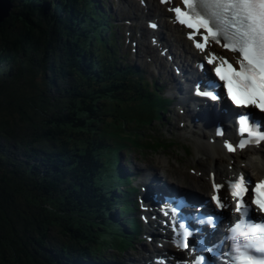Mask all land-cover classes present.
Instances as JSON below:
<instances>
[{"label":"trees","instance_id":"obj_1","mask_svg":"<svg viewBox=\"0 0 264 264\" xmlns=\"http://www.w3.org/2000/svg\"><path fill=\"white\" fill-rule=\"evenodd\" d=\"M87 10L74 22L80 34H68L70 24L57 30L37 12L0 25V264H59L45 246L57 248L60 241L71 255L68 250L89 239L104 240L106 223L113 221L106 204L114 196L108 190L114 178L94 170L92 163L99 164L110 148L98 146L102 139L120 145L123 139L115 131L120 126L100 124L98 115L122 101L121 93L134 91L124 78L138 82L141 69L120 56L115 35L106 34L108 26H97L100 13L89 8L93 20ZM93 123L100 124H94L96 130ZM96 133L104 136L89 144ZM37 145L47 146L51 158L32 173V159L26 163L21 156L32 158ZM53 173L56 190L45 180ZM123 201L118 198L119 205ZM117 226L110 240L119 236Z\"/></svg>","mask_w":264,"mask_h":264},{"label":"snow or ice","instance_id":"obj_2","mask_svg":"<svg viewBox=\"0 0 264 264\" xmlns=\"http://www.w3.org/2000/svg\"><path fill=\"white\" fill-rule=\"evenodd\" d=\"M160 3L171 4V0ZM167 10L173 14L174 23L188 30L185 35L194 48L205 54L197 67L210 66L214 73L204 90L197 86L195 94L212 101L226 96L236 109L247 110L236 116L240 139L235 143L225 139L223 148L234 154L264 142V116L260 115L264 114V0H179ZM149 27L155 29L157 25L150 22ZM212 44L231 56L207 51ZM215 134L222 135V129L217 127ZM224 186L235 202L234 208L219 194ZM246 196L251 197V203ZM210 202L215 211L201 214L198 208L191 222L181 217L187 201L166 202L165 215L174 216V246L189 248L190 238L204 226L215 230L223 224L224 232L216 243L206 245L200 240L191 244V251L200 253L194 255L191 264H264V176L254 184L243 172L223 184L213 182ZM225 209L233 218L223 215L221 210Z\"/></svg>","mask_w":264,"mask_h":264},{"label":"bare ground","instance_id":"obj_3","mask_svg":"<svg viewBox=\"0 0 264 264\" xmlns=\"http://www.w3.org/2000/svg\"><path fill=\"white\" fill-rule=\"evenodd\" d=\"M154 1L149 0V2L151 4H153V5H154ZM158 10L160 12H162L161 9H158ZM173 33H174V35H175V37L177 39H179L180 41H182V42L186 43L187 45H189V42L183 39L184 34H183V31L182 30H175V29H173ZM180 85L181 84H178L179 87H180ZM179 87L177 89H179ZM101 136L103 137L104 134L103 133H96L90 140H88V143L91 144V145H95L98 142V140H99L98 138H100ZM101 145H104L106 147H112L111 146V143L108 140H105V139H102V143L98 144V146H101ZM200 151L203 152V153H205V154H207L210 158L214 159L215 162H217V161H219V160L222 159L219 148H216L213 145L201 147L200 148ZM249 151H251L252 153H257L258 152V149L255 148V147H252ZM110 155H111V149L108 148V150L104 154H101V157L100 158L108 165V163H109L108 159H111V156ZM122 157H123L124 161L127 160V159H129V157L126 154H124ZM89 159L91 161H93V155H92V153L89 155ZM252 163H255V161H252ZM207 164L209 165V168H210V170H208V174H209V171L214 170V171L217 172V177L218 178L219 177L221 178V177H224V176H228L229 174H231L233 172L232 169H226V168H220V167L217 168V169H214V168H216V166L212 165L211 162L210 163H207ZM263 165H264V161H258V162H256L252 166V167H254V169L252 170V176H255L258 171H262L263 170ZM108 167L110 168L109 165H108ZM236 169L237 170L244 169V166L243 165L236 164ZM245 170L248 171V168L246 167ZM205 174H206V172H205ZM208 174H207V176H208ZM149 175H150V177H153L151 171H150V174ZM197 235L201 236V235H204V234L203 233L202 234H199L198 233ZM82 257H84V256H82Z\"/></svg>","mask_w":264,"mask_h":264},{"label":"rangeland","instance_id":"obj_4","mask_svg":"<svg viewBox=\"0 0 264 264\" xmlns=\"http://www.w3.org/2000/svg\"><path fill=\"white\" fill-rule=\"evenodd\" d=\"M124 16V15H123ZM125 16L127 17L128 16V13L126 12L125 13ZM122 22L123 21H120V23L122 24ZM127 27L126 26H124V29H126ZM143 61V60H142ZM151 65H152V63H151ZM151 70V69H150ZM81 84H77L76 85V88L78 89V87L80 86ZM70 89H74V88H70ZM173 122L175 123V125H177L178 124V120L177 119H173ZM169 152V151H168ZM161 153H163V152H161ZM171 153V152H170ZM144 154H149L147 151L144 153ZM172 155L170 156V159H171V161L173 162V163H175L176 164V161H179V163H180V168H179V170H180V173H178L179 174V178H182L183 176H187V177H190V179L191 178H194V176H197V175H195L194 173H192V171H190L189 170V168H188V165H190V166H192V167H194L195 169H198V168H200V166H201V162L200 161H197V158H196V156H190V157H186V159H184V158H182L181 156H176L174 153H171ZM159 156V155H158ZM148 158L149 159H152L153 161H155L156 160V158H157V155L156 154H153V153H151L150 152V155H148ZM159 158H160V160L162 161V162H164V163H166L167 161H163V157H160L159 156ZM103 172H106V169L104 168L103 169ZM196 181L199 183V184H202V181L200 180V179H196Z\"/></svg>","mask_w":264,"mask_h":264},{"label":"water","instance_id":"obj_5","mask_svg":"<svg viewBox=\"0 0 264 264\" xmlns=\"http://www.w3.org/2000/svg\"><path fill=\"white\" fill-rule=\"evenodd\" d=\"M1 19V18H0ZM2 20V19H1Z\"/></svg>","mask_w":264,"mask_h":264}]
</instances>
